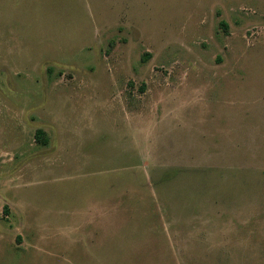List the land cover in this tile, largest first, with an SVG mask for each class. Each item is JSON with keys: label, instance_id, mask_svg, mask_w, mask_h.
Returning <instances> with one entry per match:
<instances>
[{"label": "rangeland", "instance_id": "1", "mask_svg": "<svg viewBox=\"0 0 264 264\" xmlns=\"http://www.w3.org/2000/svg\"><path fill=\"white\" fill-rule=\"evenodd\" d=\"M0 264H264V0H0Z\"/></svg>", "mask_w": 264, "mask_h": 264}, {"label": "trees", "instance_id": "2", "mask_svg": "<svg viewBox=\"0 0 264 264\" xmlns=\"http://www.w3.org/2000/svg\"><path fill=\"white\" fill-rule=\"evenodd\" d=\"M35 139L38 143L45 145L47 141L45 132L42 129H37L35 132Z\"/></svg>", "mask_w": 264, "mask_h": 264}]
</instances>
